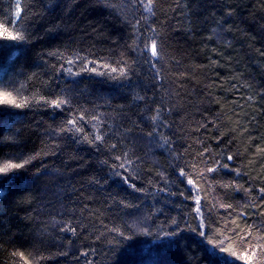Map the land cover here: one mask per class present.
I'll return each instance as SVG.
<instances>
[{"label": "trees", "instance_id": "obj_1", "mask_svg": "<svg viewBox=\"0 0 264 264\" xmlns=\"http://www.w3.org/2000/svg\"><path fill=\"white\" fill-rule=\"evenodd\" d=\"M148 2L0 0V264H264V0Z\"/></svg>", "mask_w": 264, "mask_h": 264}, {"label": "snow or ice", "instance_id": "obj_2", "mask_svg": "<svg viewBox=\"0 0 264 264\" xmlns=\"http://www.w3.org/2000/svg\"><path fill=\"white\" fill-rule=\"evenodd\" d=\"M145 9H146V11H151V0H149L148 4L145 5ZM17 13H19V6L17 8ZM0 36H3L5 38H9V39H12V40L21 38L19 33L12 34V33L8 32V31L3 30L2 26H0ZM14 47H16V45H14V44L5 45L3 43H0V55L5 54L6 52L10 51L11 48H14ZM151 54H152L153 57H155L157 55L155 41H153V43H152V53ZM121 71H123V69H121ZM0 94L9 95L8 93H0ZM53 104L55 106L59 107V103L58 102L53 101ZM153 119H155V117ZM69 123L71 124L73 122L70 121ZM96 139L99 140L100 137L97 136ZM228 159L231 160L232 157L229 156ZM19 167H21L20 164H11V163L7 164L4 167H0V181L9 179V176L7 174L10 172V170L13 169V168H19ZM208 171H213V169L210 168V169H208ZM181 174L183 175L184 173L182 172ZM188 183L191 184L192 181L189 180ZM260 191L264 192V189H260ZM211 251H212L213 255H217V253H215V249H212ZM259 251L260 252H264V246H261L259 248ZM252 252H253L254 256L258 254L256 249H253ZM243 259H244V264H251V258L249 256L245 255L243 257Z\"/></svg>", "mask_w": 264, "mask_h": 264}]
</instances>
